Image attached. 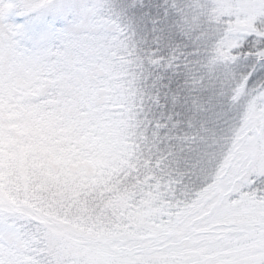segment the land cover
<instances>
[{
  "label": "snow or ice",
  "instance_id": "obj_1",
  "mask_svg": "<svg viewBox=\"0 0 264 264\" xmlns=\"http://www.w3.org/2000/svg\"><path fill=\"white\" fill-rule=\"evenodd\" d=\"M0 264H264V0H0Z\"/></svg>",
  "mask_w": 264,
  "mask_h": 264
}]
</instances>
